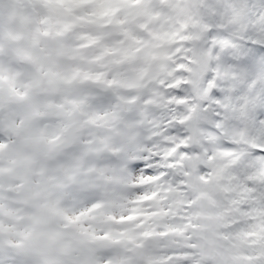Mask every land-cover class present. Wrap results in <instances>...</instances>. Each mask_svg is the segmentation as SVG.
<instances>
[{
    "label": "snow or ice",
    "instance_id": "6c2138e0",
    "mask_svg": "<svg viewBox=\"0 0 264 264\" xmlns=\"http://www.w3.org/2000/svg\"><path fill=\"white\" fill-rule=\"evenodd\" d=\"M0 264H264V0H0Z\"/></svg>",
    "mask_w": 264,
    "mask_h": 264
}]
</instances>
